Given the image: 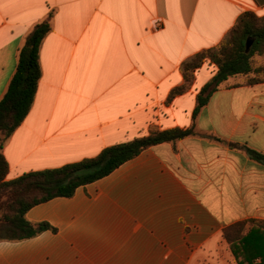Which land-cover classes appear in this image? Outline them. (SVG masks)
<instances>
[{"label":"crops","instance_id":"crops-1","mask_svg":"<svg viewBox=\"0 0 264 264\" xmlns=\"http://www.w3.org/2000/svg\"><path fill=\"white\" fill-rule=\"evenodd\" d=\"M244 13L263 18L264 0H0V98L25 38L50 23L31 107L1 143L3 182L152 131L193 123L195 132L28 209L27 221L55 232L0 239V264H237L223 231L264 222V165L244 150L264 154V81L229 77L193 121L216 71L206 59L169 95L185 84L182 64L215 48Z\"/></svg>","mask_w":264,"mask_h":264},{"label":"trees","instance_id":"trees-1","mask_svg":"<svg viewBox=\"0 0 264 264\" xmlns=\"http://www.w3.org/2000/svg\"><path fill=\"white\" fill-rule=\"evenodd\" d=\"M49 30L48 19L33 26L18 49L15 70L0 98V239L9 241L28 239L45 230L55 232L47 223H31L25 219L24 215L31 207L55 197H70L77 187L106 176L143 149L195 134L193 123L187 129L152 131L127 143L107 147L92 158L54 169L26 173L14 180L3 182L7 164L1 154V143L19 126L31 107L40 77L39 46ZM247 41L250 42L248 48ZM256 56L264 58V17L257 18L251 13H244L215 48L200 52L182 64L181 72L185 84L173 89L169 97L186 88L192 72L204 60L212 63L216 71L196 95L192 113L194 121L211 94L229 77H244L242 83L245 85L264 81V63L256 64L253 61ZM244 150L251 160L264 165L263 153L250 148ZM246 224H256L264 228V222H239L227 227L223 236L229 243L237 264H259L255 263V259H262L264 236L259 234L260 231L245 230Z\"/></svg>","mask_w":264,"mask_h":264},{"label":"rangeland","instance_id":"rangeland-1","mask_svg":"<svg viewBox=\"0 0 264 264\" xmlns=\"http://www.w3.org/2000/svg\"><path fill=\"white\" fill-rule=\"evenodd\" d=\"M253 61L256 63V64H259L260 62H263L264 63V58L263 57H260V56H256V57H254L253 58ZM238 81V83H240V82H243V80H244V77H239V79H237Z\"/></svg>","mask_w":264,"mask_h":264},{"label":"water","instance_id":"water-1","mask_svg":"<svg viewBox=\"0 0 264 264\" xmlns=\"http://www.w3.org/2000/svg\"><path fill=\"white\" fill-rule=\"evenodd\" d=\"M249 45H250V42H249V41H247V42H246V48H248V47H249Z\"/></svg>","mask_w":264,"mask_h":264}]
</instances>
